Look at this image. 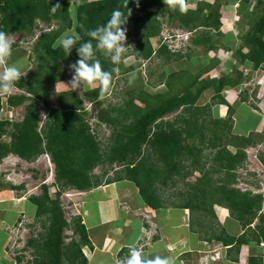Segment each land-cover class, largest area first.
<instances>
[{
	"label": "trees",
	"instance_id": "trees-1",
	"mask_svg": "<svg viewBox=\"0 0 264 264\" xmlns=\"http://www.w3.org/2000/svg\"><path fill=\"white\" fill-rule=\"evenodd\" d=\"M70 1L0 0V30L34 36L37 19L54 27L32 41L34 68L28 70L15 87L22 93L6 94L5 103L0 97V162L9 154L26 162L47 154L53 163L51 185L42 183L40 194L28 196L36 207L35 219L40 222L43 233L38 239L27 241L32 248L33 259L25 264H87V256L81 247L87 245L92 249L86 226L80 215H74L69 221L65 218L60 195L67 189L89 191L120 180L131 181L142 201L151 209L171 207L189 210L190 231L201 241H217L228 246L227 254H236L234 261H238L243 244H263L262 254L249 255L247 263L264 264L263 196L231 185L235 181L236 169L246 159L244 148L252 143V139L232 134L230 106L226 118L206 120L205 115L211 113V105H196L200 93L207 87L213 88L214 100L224 102L220 97L221 90L225 86L239 84L242 72H238L236 78L223 74L201 82L199 75L195 74L185 84L183 92L170 94L169 90L176 85H171L169 79L179 74L172 73L164 81L168 93L150 94L142 89H127L122 102L105 104L107 91L114 86L116 75L133 70L135 66L125 67L121 62L113 64L110 58L97 51L103 69L113 73L111 88L103 94L99 86L95 90L85 89L81 98L73 91H55L57 106L51 104L53 86L73 74L68 72V65L79 59L78 46L68 56L56 46L57 39L65 32L74 30L80 35L81 43L92 40L95 46V39L87 33L105 25L112 12L119 9L125 16L130 13L127 23L139 30L134 46L136 57L150 59L156 55L162 61H168L178 59L184 53L171 52L167 45L160 44L161 39L156 41V47L151 42V38L161 31L159 16L168 14L170 23L178 21V26L184 29L202 27L192 38L193 44L210 48L214 35L221 33V14L214 9L216 7L201 0L195 7L186 5L187 12L181 13L170 11L167 0H140L139 5L133 0H88L76 4L72 15ZM56 4L60 9L53 12L52 7ZM241 10L251 11L249 15L259 13L257 17L249 18L250 29L245 35L249 48L239 55V61L248 60L256 69L264 63V0H239L237 13L240 15ZM22 54L25 56L24 51ZM11 62L9 60L8 64ZM116 68L119 71H115ZM160 78L155 79L163 80ZM195 84L198 86L192 91ZM82 98L97 108L96 117L108 125V135L91 133ZM40 103L47 111L44 119L40 115ZM22 104L24 113L21 120L10 121L1 113L5 106L15 108ZM176 111L171 119H163ZM229 146H234L235 151H230ZM262 160L264 162V158ZM115 164L120 168H112ZM99 166L101 171L94 173ZM109 171L113 176L108 174ZM193 172L199 175L189 180ZM185 179H188L184 182L185 188L174 192L177 193L176 203L168 206L164 191L169 184L175 186ZM51 186L54 188L52 194ZM12 188L22 189L23 185ZM215 204L227 208L231 217L238 221L243 229L240 235L233 236L223 228L215 230V223L209 220L213 218L212 207ZM255 219L257 221L252 226ZM65 231L71 233L66 234ZM157 238L154 236L153 240ZM122 253L123 249L118 252V257ZM17 260L20 261L21 256Z\"/></svg>",
	"mask_w": 264,
	"mask_h": 264
},
{
	"label": "rangeland",
	"instance_id": "rangeland-1",
	"mask_svg": "<svg viewBox=\"0 0 264 264\" xmlns=\"http://www.w3.org/2000/svg\"><path fill=\"white\" fill-rule=\"evenodd\" d=\"M86 1L88 0L70 1L72 15H74L73 8L75 7V5L78 3L86 2ZM198 1H201V0H186V3H187L186 5L189 7H195ZM208 1L212 4L213 7H216L214 9H217V11L221 14V19L223 18L222 19L223 21L226 22L228 19L240 20V22H238L239 25H237L238 27L234 26L236 24H233L234 27L229 26L230 28L228 29V30L234 31L233 33L236 36L234 39L236 40L230 39V35H227L226 39L225 37L222 39V36L218 37V35H216L215 39L212 40L213 45L211 46L212 48L210 49L206 47H200L199 45H195V44L193 45V43L191 42H186L185 44H183V47L181 44H179L178 46H180V49H182L183 52L191 53L190 54L191 56L189 55L188 57H183L181 59L178 58L177 61H172L170 63H164V64L161 63V59L159 58V56H156V57L152 56L150 59H147V60L143 59L144 62H142L140 58L136 57L135 49H134L135 38L137 37L139 30L135 29L130 23H127L126 24L127 39L125 42L127 45V50L122 56L121 63L124 64L125 67L131 64H134L135 68L123 74L116 75L114 79V86L110 90L107 91L105 104L107 103L115 104L116 102L117 103L122 102L123 99H125L126 97L125 91L127 89L128 90L129 89H134V90L142 89L146 91L147 93L153 94V92L158 87L159 89H161L162 92L164 91L167 92V90H165L163 85L160 87L159 86L156 87V85L158 84H156L154 81L156 80L157 82L160 79H155V78L165 77L166 79V74L171 73L173 71H178L181 68L186 69V70H183L181 73L171 76V78L169 79V82L170 83L172 82L171 85L172 84L176 85L171 90H169L170 94H173L174 92L178 93L180 90L183 92L186 88L185 84L188 81H190V78L195 76V74L199 75L200 82H201V80L203 81L206 78H210V77L215 78V77L223 76V74H228L231 77L236 78L238 72L242 71L243 76H242L241 81H243V83L241 86L248 85L249 87L248 86L247 87L253 93L254 100H256L258 103V99L264 96V64H261L259 68H256V69L244 66L242 65L243 63L241 61H237L238 59L237 52L239 53L245 52L249 48V45L245 41V35L247 31L250 29V19L249 18L250 17L255 18L257 17L259 13H253V15H249L251 11L246 12V11L241 10L240 11L242 12L241 15L238 14L236 9H238L237 5H239V0H230V1L229 0H208ZM229 2L233 4L232 7L235 8V10L234 9L230 11L226 10L227 7L225 6V4ZM223 16L225 17V19ZM159 18L162 21L160 34L154 38H151V42H153L155 47H156V41L159 40L160 37H162V35L163 36L167 35V32L174 31L177 34H180V35L183 34L182 35L183 37L185 35H188L189 38L190 37L193 38L195 34H197V31L202 29V27L195 28L189 34L186 32V30H189V29H184V28L179 27L178 21H173L170 23L168 20V14L161 15L159 16ZM222 20L220 23V30L222 29L221 31L226 33V31H228L227 30L228 26L226 25L225 27H222V24H223ZM236 28H238V30ZM38 30L39 28L34 27L33 33L34 34L38 33ZM222 34H219V35H222ZM31 36L32 35H27L25 33H13L9 35V38L12 37L13 39L11 40L18 43L17 40L19 39L27 40ZM20 46L21 47L14 48L11 61H12V64H15L17 67L21 68L24 64V59H25L26 67H25V70H23V72H27L28 70L33 69L35 65L33 56L31 55L32 54V44L31 42H28L27 45L20 44ZM22 51L25 52V57H24V54H22ZM203 68H206V69H203ZM67 70L68 72L71 73L69 68ZM201 70L203 71L208 70L210 74H205V72L200 73ZM72 75L73 74L66 77L63 81L56 82L55 85L53 86L54 91L50 95L51 104L53 106H57V103H56L57 98L54 95L55 91L56 92H61L65 90L71 91V89L68 88L67 86L70 87L69 81L71 80ZM197 86L198 85L195 84L191 88L195 89ZM12 93H22V91L14 88ZM73 93L80 98L82 97V93L80 94L79 89H77L76 91H73ZM205 94L207 97L209 95H212L211 101L210 102L208 100L207 101L210 103V105L214 104L213 100H214L215 95H213V91L212 93H210V91H207L206 93L202 94V96H204ZM229 94L230 92L228 93L226 92V97L229 96ZM5 96L6 94L0 93V97L2 99H5ZM250 101H251V104L249 105L247 104L249 108H251V105H255L253 104L254 102L252 101V99H250ZM82 104L88 105L89 108L95 107L93 106L92 102L88 101L87 99H83V98H82ZM39 106H40V115L42 116L45 113V116H46L47 115L46 109L42 106L41 103L39 104ZM94 109L95 110L93 111L97 112V108L95 107ZM13 110H14L13 112L15 113V115L19 117L18 113L20 114L24 113V105L22 104L18 107H15L13 108ZM177 112L178 111L167 114L166 116L163 117V119L169 120ZM237 115H238L237 117L238 122L240 120H243V125H242V122L238 124L240 125L239 127L240 130H244L248 127L250 129H254L255 127H257V129L259 128L260 119H261L260 116H257L252 113L250 114L237 113ZM211 116L212 115L210 116L205 115V119L207 120V119L213 118ZM209 122L210 121H208L207 123L209 124ZM236 128L238 129L237 125H236ZM109 132L110 130L107 127V130L104 131V134L107 135L109 134ZM252 133H253L252 138L254 140L253 145L246 146L244 148V151L246 153V159L241 165V167L236 169L235 181L231 184L233 187H236L242 191H246L245 189H248L250 191L251 190L256 191L258 188H262V186H264V163L262 160L264 158V132L259 131V132H252ZM206 134L207 135L209 134L208 130H206ZM5 139H7V137H5ZM196 141L198 140L196 139ZM260 141H262V143H259ZM229 149L234 151L233 146H229ZM205 153H207V151ZM208 165H210V162L207 164V166ZM112 168L117 170L120 168V166L118 167V165L115 164V165H112ZM100 171H101V167L99 166V167H96L93 172L98 174ZM108 174L110 176H113L112 171H109ZM192 174L193 175L189 177V180H193L194 177L199 175L198 172H193ZM213 177H216V174H213ZM187 181L188 179H185L184 181H181V182L178 181L175 186H172L169 184L166 192L164 191L163 193V197L168 206L174 204V202L176 203L177 193H174V192H176L178 189H184L185 188L184 182H187ZM52 182H53V163L51 162L49 163V161L44 155L39 156L33 162H26L15 155L9 154L5 158H3L2 161L0 162V186H2L1 188H3L6 192L7 191L9 192L10 190H15L14 193L20 194V195L23 194L26 197L28 195H38L41 193L40 185L42 183L51 185ZM17 185H23V188L18 189V190L14 188L11 189L13 186H17ZM102 185H107V184H102ZM53 191H54V188L51 186L50 194H52ZM83 197L84 196L81 195V191H77L75 189H67L66 191L62 192V194L60 195V202H61V206L64 212V216L68 221L74 215L82 216V214H86L85 204H83L84 202L82 200ZM111 200L109 201V203L106 202L108 203V204H105L106 208L110 210L113 209L114 213L117 212L119 214L121 213L122 215H124L126 217L125 221H127L128 219L134 216L141 218L140 227H139L140 236H139V239L137 238L138 240L134 242L135 246L129 249L130 251L128 253H126L125 255L121 257H118L117 259L119 261V264H127V259L131 255V250L132 249H136L139 251L143 250L147 245H150L152 241H154L153 240L154 236L156 237L160 235L159 231H161L162 228H160V226L159 227L156 226V224L153 221L154 219L153 216L150 219L149 216H151L152 211L148 207H145L146 205L144 203L139 202L141 203L140 206H138V204L131 206V204L124 201L121 197L116 198L114 201L113 200L111 201ZM170 208L171 207H168V209ZM214 208L217 209V207H214ZM261 212L264 213V203L262 205ZM185 213H188V212L185 211ZM209 220L215 223L214 225L215 230H220L221 228H224V227L227 233H230L231 231L234 232V230H236V229H232L235 223L231 219H228L226 221V225H224V223H220L218 220L215 221L212 218H209ZM256 221L257 220L255 219L254 222L252 223V226L256 223ZM18 223H21V227H20L19 232L15 234L16 236L14 235V233L9 232L10 234L8 235L9 239H8V244L6 245V249H7L6 253L7 255L10 256V255H13L12 254L13 251L16 250V252L17 251L20 252L19 254H21V256H24L23 261L25 262L32 261L33 252H32V248L27 244V241L33 238L38 239L39 236L43 233V228L41 227L40 222L36 221L34 217H30L29 219L25 217V220H24V218L21 215ZM228 228H231L232 230H229L228 232L226 230ZM117 229H118L119 235L123 233L124 234L128 233L120 228H117ZM117 229H116V232H117ZM65 233L70 234L71 232L65 231ZM67 240L68 239H66V241ZM113 241L117 242L115 238H112L111 242ZM115 245H119L118 242ZM174 245H177V243L176 244L174 243ZM199 245L201 246L199 248L198 259H200V256H201L202 261H206V260L211 261L215 259L214 260L215 263L218 264L221 262L220 261L221 259L218 257H220V255L224 256V248L220 246L221 245L220 243H218L217 241H212L210 243L201 241ZM85 246L86 245H81L82 249ZM243 253H244L242 256L243 259L239 263L248 264L247 263V258H248L247 251L245 250ZM19 254L17 253L16 255H19ZM175 257L177 260H179L178 262H176L177 264H190V261L188 262L181 261V257H178L176 255ZM191 260L193 261V259Z\"/></svg>",
	"mask_w": 264,
	"mask_h": 264
},
{
	"label": "crops",
	"instance_id": "crops-1",
	"mask_svg": "<svg viewBox=\"0 0 264 264\" xmlns=\"http://www.w3.org/2000/svg\"><path fill=\"white\" fill-rule=\"evenodd\" d=\"M205 1L209 2L208 0H205ZM232 5L233 4L230 2L226 3L225 4V6L227 7L226 10L228 11L232 9L235 10V8H233ZM237 8H238V5H237ZM238 22H240V20L228 19L226 22L222 20V23H223L222 27H225L227 25L228 26L227 30L230 28L229 26L238 27L237 26L239 25ZM233 24H236V25L233 26ZM236 29L238 30V28ZM222 32L223 31H221L220 34H222ZM233 32L234 31L228 30L226 31V33L223 32L222 35H218V37L222 36V39L224 37L226 39L227 38L226 36L230 35V39L236 40L234 39L236 36ZM231 33L234 35H232ZM215 37H216V34L214 35L213 40L215 39ZM190 42L193 43L192 38L190 39ZM199 46L205 47L203 44H199ZM240 53L242 54L244 52H240ZM240 53L237 52L238 59H239ZM190 54L191 53L189 52L188 53L184 52L183 56L180 57L179 59L183 57H188ZM159 58L162 59L161 57ZM238 59L237 61H239ZM172 61H177V59H172L168 61L161 60V63L162 64L170 63ZM242 63H243L242 65L244 66L253 68V66H251L252 63L248 60H245ZM10 64H12V62ZM25 67H26V61L24 59V64L21 67V70L22 71L25 70ZM203 69H206V68H203ZM183 70H186V69L181 68L178 71H173L171 73L166 74V76L172 73H180ZM208 70L204 71L205 74H210ZM164 81H165V77L163 78V80H160L157 82L154 81V82L158 84L156 85V87L157 86L160 87L163 85L165 90H167V87L164 85L165 83ZM242 83L243 82L241 81L239 84L235 86H225L220 92V97L224 99V102H217L216 100H213L214 104H211V108H210L211 113L209 114V116L212 115L211 117H213L214 119H224L227 117L228 106H230L232 111L229 112V114H231V117L233 120L232 132L233 134L237 133L239 137H250L252 139V143L247 145V146H250V145H253V142H254L252 138V135H253L252 132H259V131L264 132V96L260 97L257 103V101L254 100L253 98V93L248 89L247 85L241 86ZM191 89L192 91L195 90L193 88ZM207 91H210V93H212L213 91V95L215 94L212 87L205 88L200 93L196 101V105L204 106L206 104H210L209 102L212 99V95H209L207 97L205 94L204 96H202V94L206 93ZM157 92L162 93L161 89H159L158 87L153 93H157ZM226 92L227 93L230 92L229 96L227 97H226ZM250 99H252V101L254 102L253 104H255V105H251V108L248 107V105L251 104ZM237 113H241V114L242 113L243 114L252 113L257 116H260L261 119H260L259 128L257 129V127H255L254 129H250L248 127L244 130H240L239 129L240 125L238 124L242 122V125H243V120H240L238 122ZM236 125L238 126L239 131L236 128ZM259 143H262V141H260ZM234 151H235V147H234ZM239 167H241V165ZM110 185L109 184L100 185L89 191H81V195L84 196L82 200L84 202L83 204H85L86 214H82V216L81 215L80 216L82 217V222L86 226L88 237L92 243V249H89L87 245L82 249L84 254L87 256V259H88L87 264H119V261L117 260L118 252L121 249H123V253L121 256L128 253L130 251L129 249L135 246L134 242H136V240H138L140 236L139 235L140 233L139 227H140V222H141L140 217L134 216L128 219L127 221H125L126 217L124 215H122L121 213L119 214L117 212L114 213L113 209L110 210L106 208L105 206V204H108L111 199L114 201L116 198H120V197L127 203L131 204V206L135 204H138V206H140L141 203L139 202H142V203L144 202L139 196L136 186L131 181H128V180L115 181V182L110 183ZM1 187L2 186H0V264H23V263L25 264L28 261L26 262L23 261L24 256H21V254L16 255V256H13V255L9 256L6 253V245L8 244V239H9L8 238V235H9L8 228L16 226L18 221L20 220L21 215L24 218V220H25V217L27 219H29L30 217L35 218V208L36 207L33 203H31L28 200L29 195L26 197L23 194L21 195L16 194L14 193L15 190H10L11 192L10 191L6 192ZM145 207H148V206H145ZM214 207H217V209ZM170 209L168 208L151 209L152 212H151V216H149L150 219L153 216L154 223L156 224V226L158 227L160 226L162 230L159 231L160 235L158 236L157 240L152 241L150 245H147L143 250L140 251L142 254V258L147 260V259H154L156 256H160L162 258H166L168 261V264H177L176 262H178L179 260L176 259L175 257L176 255L178 257H181V261H185V262L190 261V264L191 263L192 264H217L214 262L215 259L211 261L210 260L202 261L201 256H200V259H198L199 248L201 246L199 244L201 240H199L200 238L198 239L197 234L193 233L189 229V210L184 209V208H170ZM185 211L188 213H185ZM212 213H213L212 219L215 221L218 220L220 223H224V225H226V221L228 219H231L235 223L232 229H236V230H234V232L231 231L229 234L233 236H238L243 232L241 225L238 223V221H236L234 218L231 217L229 211L225 207L215 204L212 207ZM117 228H120L128 233L126 234L123 233L119 235ZM116 229H117V232H116ZM232 229L228 228L226 230L229 232V230H232ZM112 238H115L119 245H115L117 242H114V241L111 242ZM202 242H205V241H202ZM174 243L175 244L177 243V245H174ZM260 245L253 246V242L250 244H243L238 254V261H234L233 257L236 254L233 252L227 254V250L229 249L228 246H224L221 244L220 246L224 248V256L220 255V257H218L221 259L220 260L221 262L218 264H240L239 262H241V260L243 259L242 256L245 250L247 251V256L261 255L263 252V245L261 246ZM20 256H21V260L19 261L17 260V257H20ZM191 259H193V261Z\"/></svg>",
	"mask_w": 264,
	"mask_h": 264
},
{
	"label": "clouds",
	"instance_id": "clouds-1",
	"mask_svg": "<svg viewBox=\"0 0 264 264\" xmlns=\"http://www.w3.org/2000/svg\"><path fill=\"white\" fill-rule=\"evenodd\" d=\"M133 2L139 5L140 0H133ZM167 3L169 5L170 11L178 10L181 13H186L188 10L185 4V0H167ZM58 9H60L59 4H56L54 7H52L53 12L57 11ZM128 16H125L122 11L116 9L112 12L110 19L105 25L99 26L96 29L89 31L87 35L95 39V46L93 45L92 40L81 43L80 35L74 30L70 33L65 32L57 39L56 46L62 48L67 56L71 53L74 47L78 46L77 55L79 59L75 63L68 65L69 70L73 73L72 78L69 81L70 87L67 86L71 89V91H76L77 89H79L81 94L85 89L95 90V88L99 86L101 94H103L111 88L113 73L111 71H106L103 69L96 53L97 51L102 52L105 57L110 58L113 64L118 65L121 62L122 56L127 50V45L125 42L127 39L126 24ZM38 21L41 20L37 19V21H35L34 27H38ZM42 23L47 26H52L45 24L44 22ZM9 35L10 34L8 32L0 30V63L6 64L3 73L0 74V93L7 95H11L17 83L27 73L23 72L21 68L17 67L15 64H8V61L12 58L14 48L21 47L20 44L19 46L18 44H14L15 41H12L11 39L13 38H9ZM34 36H31L28 40L25 39L24 41H26L27 43L31 42L32 44V38ZM190 39L191 37L189 38L188 42H190ZM171 52L176 53L183 51L182 49H180L178 51ZM153 54H155V52ZM115 71H119V69L116 68ZM43 155L46 158L48 156L47 154ZM48 161L49 163L51 162L50 158ZM11 228L12 227L8 228V232ZM16 253L19 254L20 252L17 251ZM127 264H168V261L166 258H162L160 256H156L154 259L146 260L142 258V254L139 250L132 249L131 255L127 259Z\"/></svg>",
	"mask_w": 264,
	"mask_h": 264
},
{
	"label": "built area",
	"instance_id": "built-area-1",
	"mask_svg": "<svg viewBox=\"0 0 264 264\" xmlns=\"http://www.w3.org/2000/svg\"><path fill=\"white\" fill-rule=\"evenodd\" d=\"M37 28H39L38 33H36V35L32 38V40H34L38 36V34H40L41 32L51 30L53 28V26H47V25H44L41 21H38V27ZM186 32L190 34L191 31H186ZM182 35L177 34L174 31L167 32V35H165V36L162 35V37H160V39L162 38L161 44H166L167 47L171 51H178L180 49V46H178V45L181 44L183 47V44H185L189 40L188 35H185L184 37ZM14 44H25V45H27V42L24 41V39L23 40L21 39L18 41V43L15 42ZM175 46H177V47H175ZM141 61L144 62L143 60H141ZM5 67H6L5 63H0V74L3 73ZM3 102L5 103V100ZM83 106H84V109L88 112V116H87L86 120H87V123L90 127L91 133L96 134L97 136L104 133V131L107 130V125L103 122H100L97 119L96 111H93L95 109L91 108V107L89 108L88 105H86V104ZM13 111L14 110L12 107H7V106H5L1 109V113L8 120H10V121L20 120L22 118V114L18 113L19 114V117H18L17 115H15V113ZM42 118L43 119L45 118V113L42 115ZM47 159L49 160L48 156H47ZM245 190H248V189H245ZM251 192L253 194L261 193V195L263 196V199H264V186H262V188H258L256 191L251 190ZM263 203H264V201H263ZM20 227H21V223H18L16 226L9 229V232L14 233V235H15V234H17V232H19ZM13 253H14V255L17 254L15 251H13Z\"/></svg>",
	"mask_w": 264,
	"mask_h": 264
},
{
	"label": "bare ground",
	"instance_id": "bare-ground-1",
	"mask_svg": "<svg viewBox=\"0 0 264 264\" xmlns=\"http://www.w3.org/2000/svg\"><path fill=\"white\" fill-rule=\"evenodd\" d=\"M186 31H193V30H186ZM252 66V65H251ZM243 69V68H242ZM243 82V81H242ZM248 86V85H247ZM249 87V86H248ZM245 89V88H244ZM245 92V91H244ZM247 98V97H246ZM171 210V209H170Z\"/></svg>",
	"mask_w": 264,
	"mask_h": 264
}]
</instances>
